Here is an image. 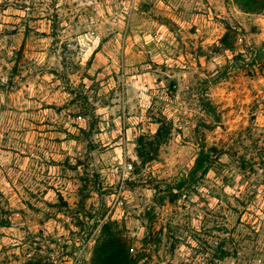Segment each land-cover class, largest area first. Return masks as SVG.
Segmentation results:
<instances>
[{
  "label": "rangeland",
  "instance_id": "rangeland-1",
  "mask_svg": "<svg viewBox=\"0 0 264 264\" xmlns=\"http://www.w3.org/2000/svg\"><path fill=\"white\" fill-rule=\"evenodd\" d=\"M240 2L0 0V264L111 241L135 264H264V0Z\"/></svg>",
  "mask_w": 264,
  "mask_h": 264
},
{
  "label": "trees",
  "instance_id": "trees-1",
  "mask_svg": "<svg viewBox=\"0 0 264 264\" xmlns=\"http://www.w3.org/2000/svg\"><path fill=\"white\" fill-rule=\"evenodd\" d=\"M252 2L253 0H242L240 5L247 12H257L259 8L253 7ZM203 104L209 111L213 114L215 113V109L209 101H203ZM211 151L212 148L205 149V147L201 145L192 168L182 181L176 185L177 189H183L186 186H190L196 179V175L198 173L205 174L208 171L210 166ZM167 194L170 200H173L179 195V192H174L170 188ZM138 258L139 255L135 258L129 257L121 243L111 241L101 244V248L97 250L94 264H135Z\"/></svg>",
  "mask_w": 264,
  "mask_h": 264
}]
</instances>
